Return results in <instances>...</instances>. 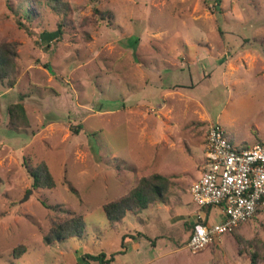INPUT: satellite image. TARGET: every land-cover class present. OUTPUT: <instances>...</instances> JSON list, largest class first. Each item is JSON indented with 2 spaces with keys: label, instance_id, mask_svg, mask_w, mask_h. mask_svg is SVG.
Instances as JSON below:
<instances>
[{
  "label": "rangeland",
  "instance_id": "rangeland-1",
  "mask_svg": "<svg viewBox=\"0 0 264 264\" xmlns=\"http://www.w3.org/2000/svg\"><path fill=\"white\" fill-rule=\"evenodd\" d=\"M59 8L0 0V43L18 54L17 82L0 80V264H89L84 253L109 256L124 236L126 252L109 264H252L253 255L264 264V209L202 251L188 248L199 214L221 218L191 192L210 124L236 145L237 133H253L248 143L264 133L251 127L264 125V0H61ZM22 95L30 126L12 129L8 106ZM24 158L46 163L56 185L33 188ZM154 173L170 179L165 201L109 221L104 205ZM43 201L82 214L83 238L46 244L64 214ZM21 244L27 251L15 258Z\"/></svg>",
  "mask_w": 264,
  "mask_h": 264
},
{
  "label": "built area",
  "instance_id": "built-area-1",
  "mask_svg": "<svg viewBox=\"0 0 264 264\" xmlns=\"http://www.w3.org/2000/svg\"><path fill=\"white\" fill-rule=\"evenodd\" d=\"M206 139L203 173L192 183L191 192L199 207H220L221 218L210 222L199 214L188 241L192 253L202 251L264 209V139L238 148L218 122L210 124Z\"/></svg>",
  "mask_w": 264,
  "mask_h": 264
},
{
  "label": "trees",
  "instance_id": "trees-1",
  "mask_svg": "<svg viewBox=\"0 0 264 264\" xmlns=\"http://www.w3.org/2000/svg\"><path fill=\"white\" fill-rule=\"evenodd\" d=\"M50 6L55 10H60L59 4L61 0H48ZM25 15L30 16L29 9L25 8ZM104 16V12L98 11ZM106 15L110 12H105ZM25 27L23 22H19ZM59 37L63 33L62 25L58 27ZM18 56L11 43H0V80L8 79L9 84L14 85L17 82L18 75V63L16 57ZM25 96H21L19 102H13L8 106L9 114V127L17 129L21 127L30 126V120L22 100ZM24 165L32 179L33 188H53L56 185L55 178L46 163H41L37 167L31 166L27 158H24ZM170 179L160 173H154L148 176H143L138 184L130 190L126 195L112 200L104 205V211L109 221L117 222L121 221L129 212L139 214L144 209L148 208L151 204L157 200L165 201L168 185ZM43 204L59 213H63V217L53 218L51 222L50 230L44 234V241L48 245H52L54 242L67 240L72 237L84 236L87 228V223L82 214H78L75 211L66 210L61 204H48L43 201ZM211 207V206H210ZM259 212V211H258ZM137 239V237H132ZM126 237H123L122 249L107 255L102 251L98 254L84 253L82 258L89 264L92 261L99 262L101 264H109L116 260L118 254L126 252ZM27 251L26 245L21 244L14 248L13 255L15 258H20ZM258 258L256 255L252 257V264H256ZM16 264V263H13Z\"/></svg>",
  "mask_w": 264,
  "mask_h": 264
},
{
  "label": "crops",
  "instance_id": "crops-1",
  "mask_svg": "<svg viewBox=\"0 0 264 264\" xmlns=\"http://www.w3.org/2000/svg\"><path fill=\"white\" fill-rule=\"evenodd\" d=\"M235 121V119H233V122ZM251 127L253 128V129H256L257 131L258 130H260V129H264V125L263 126H260V125H258L257 123H252L251 124ZM253 134V133H252ZM252 134H248L247 135V138L249 139L250 137H251V135ZM237 135H238V139H240V145H236L235 143H234V141L233 140H230L236 147H238V148H248V147H251V146H253L254 144H256L257 142H260L261 140H263L264 139V133L262 134V136H260V137H258V138H255L254 140H252L251 141V143H248L249 141L247 140V138L245 139V136H241L240 134H238L237 133ZM206 138H207V135H206ZM207 140V139H206ZM204 151H205V156H206V141H205V147H204ZM203 169H204V165H202V168H201V172H200V175L198 176V178L202 175V173H203ZM197 178V179H198Z\"/></svg>",
  "mask_w": 264,
  "mask_h": 264
}]
</instances>
